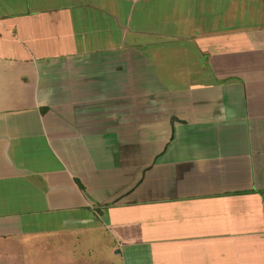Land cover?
<instances>
[{
    "label": "crops",
    "instance_id": "obj_1",
    "mask_svg": "<svg viewBox=\"0 0 264 264\" xmlns=\"http://www.w3.org/2000/svg\"><path fill=\"white\" fill-rule=\"evenodd\" d=\"M0 264H264V0H0Z\"/></svg>",
    "mask_w": 264,
    "mask_h": 264
}]
</instances>
